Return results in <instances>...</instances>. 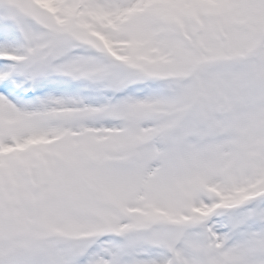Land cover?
<instances>
[{
	"label": "snow or ice",
	"instance_id": "6c2138e0",
	"mask_svg": "<svg viewBox=\"0 0 264 264\" xmlns=\"http://www.w3.org/2000/svg\"><path fill=\"white\" fill-rule=\"evenodd\" d=\"M0 264H264V0H0Z\"/></svg>",
	"mask_w": 264,
	"mask_h": 264
}]
</instances>
